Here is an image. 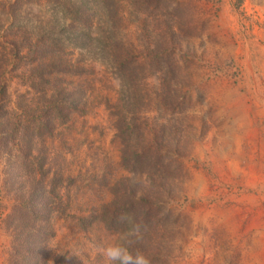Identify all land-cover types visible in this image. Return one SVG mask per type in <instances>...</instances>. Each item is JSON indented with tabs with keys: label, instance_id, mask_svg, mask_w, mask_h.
<instances>
[{
	"label": "rangeland",
	"instance_id": "1",
	"mask_svg": "<svg viewBox=\"0 0 264 264\" xmlns=\"http://www.w3.org/2000/svg\"><path fill=\"white\" fill-rule=\"evenodd\" d=\"M70 23L87 35L83 47L56 46L35 62L29 40L56 38ZM174 65L193 90L182 110L164 104L159 86ZM0 68L8 126L38 124L49 100L84 97L82 113L62 112L50 134L33 136L32 154L14 139L0 149V264L14 247L6 218L33 184L36 160L35 182L56 208L47 264H107L101 248L137 228L127 244L151 264H264V0H0ZM177 128L183 168L170 190L152 188V165L124 162L125 146L156 147L160 136L173 144ZM129 193L135 210L156 217L152 228L112 223Z\"/></svg>",
	"mask_w": 264,
	"mask_h": 264
},
{
	"label": "trees",
	"instance_id": "2",
	"mask_svg": "<svg viewBox=\"0 0 264 264\" xmlns=\"http://www.w3.org/2000/svg\"><path fill=\"white\" fill-rule=\"evenodd\" d=\"M67 6L70 8V20H75L80 14L79 9L74 7L70 1L67 3ZM73 23H70L68 29H64L62 34H59L56 38H53L50 34H38L36 38L29 40V53L34 54V61L37 63L42 62L43 60H48L49 55L55 53L51 49H56V46L59 50H65L67 46H71V48H79L83 47V41H86V34H81L73 28ZM19 55L17 49V56ZM56 59V57H54ZM126 64L121 63L119 67L120 73H123L126 69ZM128 66V75L126 82H130V73L137 68L138 65L133 64ZM171 67V69H170ZM168 67V73L172 74L171 78L164 79L163 83L159 84L162 88L163 99L166 100L165 105L167 107H174V109H181L185 104L191 103V92H193L192 87L189 86L186 89L187 85H183L178 81V77L181 76L183 68L179 66H170ZM1 69V74L4 72ZM58 72L49 70L46 72L45 76H54ZM60 73H63L60 70ZM46 86L49 85V82H44ZM51 91V90H47ZM67 89L64 90L66 95H69ZM49 92H47L48 95ZM83 94L82 91L77 90L76 95L73 98L72 95L65 96L60 98V100L52 99L47 101V105L44 107V116L34 124L30 121L19 120L15 121V126H8L9 119H6V116L9 115V104L6 100V89L0 84V149L8 148V144H10L11 140H18V144L16 147H19L23 142H27L25 144L26 151L24 153L29 155L33 153V136L35 138H40V129L47 130V133L50 134L52 124L56 123V121L61 117V113L67 112V114L71 113H82V100L83 98H79V96ZM46 95V94H45ZM46 95V96H47ZM66 98H68V102H65ZM180 99V100H178ZM59 115V116H57ZM58 117V118H57ZM64 117V116H63ZM66 118V116H65ZM62 119V118H61ZM43 121V122H42ZM135 122V121H134ZM137 122V120H136ZM41 123V124H40ZM40 125V126H39ZM31 126H37L35 128H31ZM134 129H138L137 124L132 125ZM27 130H32L33 132L28 135ZM14 135L11 134V132ZM37 131V134L36 132ZM166 131V130H163ZM21 132V133H20ZM20 134V137H19ZM173 139L171 141L174 143L164 144L163 136L158 137V140L155 141L156 147L152 144L149 146L146 145H137L131 146L126 145L125 155L123 157V161H127L132 165L136 163H140L141 165H145L144 167H150L154 170L152 176L147 178L149 185L156 189H161L163 186L167 187L168 181L171 180L169 178L170 174L177 173L182 170L183 165L179 160L181 156V150L183 149V138L181 137V130L179 128L176 129L175 133H173ZM161 145V146H160ZM182 146V147H181ZM19 151V150H16ZM31 151V152H30ZM12 153V152H11ZM10 153V154H11ZM35 169L29 167L28 171H32L30 177H33L31 186L28 187V191L26 192V196L24 195L20 203L16 204L13 208V211L10 215L7 216L6 222L14 228L13 231V243L14 247L11 249L13 251L10 254V258L8 264H47V257L45 256V248L47 245L48 239L53 237V230L51 229V217L56 213V208L52 205L50 201L51 191H48L47 188H43L39 181L35 182V178L38 174H43L41 172V166L44 164V161L36 160ZM33 166V161L30 162ZM174 168H171L173 167ZM44 176V175H42ZM165 184V185H164ZM172 185L168 187H172ZM167 187V190H170ZM129 201L127 202L126 209H122L119 211L120 216L118 218L113 217L112 223L116 222L117 219H122L123 224H131L138 223L143 226H147V228H152L153 224H156V217L152 215L151 212H146L145 208H141L135 210L132 207V203L134 200L132 198V194L129 193ZM144 202V200H143ZM142 203V201H141ZM131 204V208L129 206ZM135 210L134 215H131V211ZM125 213V215H123ZM15 246H17L15 248Z\"/></svg>",
	"mask_w": 264,
	"mask_h": 264
},
{
	"label": "clouds",
	"instance_id": "3",
	"mask_svg": "<svg viewBox=\"0 0 264 264\" xmlns=\"http://www.w3.org/2000/svg\"><path fill=\"white\" fill-rule=\"evenodd\" d=\"M132 236L140 237L138 228L125 231L116 242L101 248L107 264H151V260L142 251L129 248L127 242Z\"/></svg>",
	"mask_w": 264,
	"mask_h": 264
}]
</instances>
